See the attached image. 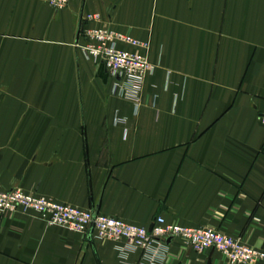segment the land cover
Wrapping results in <instances>:
<instances>
[{
    "label": "crops",
    "instance_id": "crops-1",
    "mask_svg": "<svg viewBox=\"0 0 264 264\" xmlns=\"http://www.w3.org/2000/svg\"><path fill=\"white\" fill-rule=\"evenodd\" d=\"M48 1L0 0V187L140 227L162 215L264 251V0ZM92 14L149 43L139 104L113 97L105 67L76 47ZM125 248L0 214V264H140ZM166 251L164 264H232L179 239Z\"/></svg>",
    "mask_w": 264,
    "mask_h": 264
},
{
    "label": "built area",
    "instance_id": "built-area-1",
    "mask_svg": "<svg viewBox=\"0 0 264 264\" xmlns=\"http://www.w3.org/2000/svg\"><path fill=\"white\" fill-rule=\"evenodd\" d=\"M48 3L54 10L62 11L69 6L70 0H49ZM101 19V15L92 14L83 20L78 30L76 47L87 60L105 67L112 80L113 97L139 104L146 80L155 71L147 53L150 45L115 30L92 25ZM123 45L142 48L144 52L130 51L124 49ZM168 86L169 81L166 89ZM136 111H139L138 105ZM260 119L264 124V111ZM122 123L123 118L117 116L115 124ZM20 211L38 214L47 226L64 228L86 236L93 226L101 240L126 242L129 249H123L124 256L132 250L139 252L140 264H164L169 239H179L196 252L218 251L232 264H264V251L210 228L183 227L169 223L162 215L156 217L149 228L140 227L95 211L61 204L45 196L0 187V214Z\"/></svg>",
    "mask_w": 264,
    "mask_h": 264
},
{
    "label": "water",
    "instance_id": "water-1",
    "mask_svg": "<svg viewBox=\"0 0 264 264\" xmlns=\"http://www.w3.org/2000/svg\"><path fill=\"white\" fill-rule=\"evenodd\" d=\"M92 230H93V226L91 227L89 234H91ZM171 242H172V240L169 239L167 243L170 244Z\"/></svg>",
    "mask_w": 264,
    "mask_h": 264
}]
</instances>
